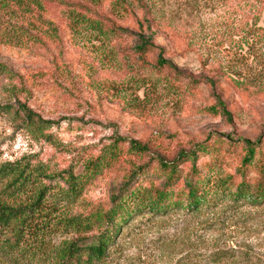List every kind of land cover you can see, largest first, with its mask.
<instances>
[{"label":"rangeland","instance_id":"rangeland-1","mask_svg":"<svg viewBox=\"0 0 264 264\" xmlns=\"http://www.w3.org/2000/svg\"><path fill=\"white\" fill-rule=\"evenodd\" d=\"M150 4L162 27L154 39L166 57L190 77L215 79V88L201 81L186 89L187 80L174 85L164 74L132 68L123 53L131 41L69 28L55 10L50 17L59 29L57 39L21 42L11 34L0 45L6 69L0 73V105L19 100L47 121L40 134L12 111L0 110V165L28 162L42 175L14 204L30 205L44 190L40 215L28 219L33 222L20 244L24 252L0 264H56L68 244L93 241L99 231L84 232L81 222L107 211L111 194L149 158L172 159L206 142H229L236 151H221L208 170L219 176L235 172L244 139H264V5L259 0ZM170 30L177 47L164 35ZM179 45L190 50L181 55ZM132 139L148 151L130 148ZM98 157L105 162L85 175ZM217 158L212 151L200 161ZM61 174L82 180L77 196L61 197L68 188ZM140 181L162 179L148 174ZM108 247L99 264H203L218 250L234 253L230 264H264V203L224 201L197 214L143 212L130 217Z\"/></svg>","mask_w":264,"mask_h":264},{"label":"trees","instance_id":"trees-1","mask_svg":"<svg viewBox=\"0 0 264 264\" xmlns=\"http://www.w3.org/2000/svg\"><path fill=\"white\" fill-rule=\"evenodd\" d=\"M259 1L264 5V0ZM150 2L151 0H0V45L7 44L12 35L21 42L32 43L57 39L59 29L50 17L55 10L61 22L69 28L84 27L100 35H111L114 40L131 41L123 53L132 68L164 74L168 78L171 77L174 85H177V79L187 80L186 89L187 86L201 81L215 88V79L190 77L166 57V50L154 39L160 34L162 27ZM164 35L177 47L175 31H167ZM179 46L181 55L190 50ZM5 70V67L0 65V73ZM216 99L222 113L230 118L231 114L220 96L216 95ZM0 110L12 111L26 127L40 134H43L46 128L47 121L42 120L40 115L19 100L16 104L0 105ZM242 143L240 151L237 152L238 166L235 172L219 176H215L216 172L209 171L219 160L221 151H236L229 142H206L189 151H181L172 159L160 155L154 159L149 158L138 167L137 172L124 181L117 192L111 194V206L107 211L96 214L90 221L81 222L84 232L96 228L99 231L98 236L81 246L68 244L66 249L58 254L56 264H99L105 259L108 246L121 226L126 224L130 217L143 212L165 216L181 210L197 214L224 201L251 205L264 203V139L258 138L255 142L244 139ZM129 145L139 153L148 151V146L137 140L132 139ZM212 151L218 155L216 160L200 161L203 154ZM102 159L103 157H98L95 167L91 170L88 167L85 175H89V172L95 173L102 162H105ZM187 166L189 173L184 175ZM148 174H151V178L162 181L141 185L140 180ZM60 176L68 184L67 189L60 191L61 197L77 196L83 187L82 180L73 174ZM41 177L42 175L28 162L22 164L15 161L0 165L2 261H12L24 252L20 244L33 222L28 219L40 215L39 210L44 205L41 202L44 190L35 193L36 199L32 200L30 205L14 202L17 196L20 197ZM233 258L234 253L229 250H218L207 256L203 264H230Z\"/></svg>","mask_w":264,"mask_h":264}]
</instances>
